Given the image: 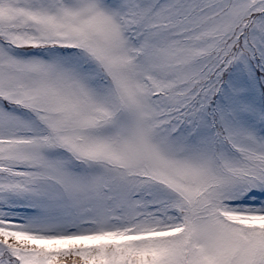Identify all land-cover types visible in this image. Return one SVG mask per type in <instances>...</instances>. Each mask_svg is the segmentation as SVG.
<instances>
[{"label": "snow or ice", "instance_id": "1", "mask_svg": "<svg viewBox=\"0 0 264 264\" xmlns=\"http://www.w3.org/2000/svg\"><path fill=\"white\" fill-rule=\"evenodd\" d=\"M0 264H264V0H0Z\"/></svg>", "mask_w": 264, "mask_h": 264}]
</instances>
